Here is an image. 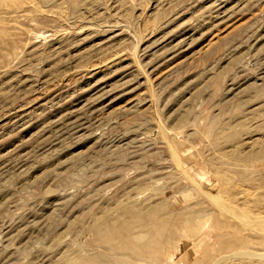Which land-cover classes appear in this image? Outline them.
<instances>
[{
  "label": "rangeland",
  "instance_id": "rangeland-1",
  "mask_svg": "<svg viewBox=\"0 0 264 264\" xmlns=\"http://www.w3.org/2000/svg\"><path fill=\"white\" fill-rule=\"evenodd\" d=\"M0 264H264V0H0Z\"/></svg>",
  "mask_w": 264,
  "mask_h": 264
},
{
  "label": "bare ground",
  "instance_id": "bare-ground-1",
  "mask_svg": "<svg viewBox=\"0 0 264 264\" xmlns=\"http://www.w3.org/2000/svg\"><path fill=\"white\" fill-rule=\"evenodd\" d=\"M228 210V209H227ZM225 211H223L222 213H224ZM226 212H228V211H226ZM227 215V214H226ZM231 215H232V213H231ZM223 216V215H222ZM231 217V216H230ZM228 218V217H227ZM226 218V219H227ZM225 219V220H226ZM239 220V219H238ZM244 221V220H243ZM243 221H240V223L241 222H243ZM183 223V222H182ZM181 224V223H180ZM179 226V225H178ZM201 226V225H200ZM219 227V226H218ZM236 227V226H235ZM221 228V227H220ZM160 229V228H159ZM188 227H187V225H185V224H183V225H180L179 227H177V228H175V230H173L174 231V233L172 232L171 233V239H170V244L172 245L173 244V246L175 245L176 246V244H174V243H172V240L174 241V239L176 238L175 236H180V237H186L185 235H187L188 234ZM138 235V234H137ZM179 238V237H178ZM186 239V238H185ZM131 240V239H130ZM194 240V239H193ZM132 241V240H131ZM134 241V240H133ZM178 241V240H177ZM186 241H188V240H186ZM127 243V242H126ZM135 243V242H134ZM133 243V244H134ZM196 244V243H195ZM125 245V244H124ZM123 245V247L121 246V248H122V251H127L126 249H127V247L129 246H127V245H125L124 246ZM138 245V244H137ZM182 245V244H181ZM186 245H187V243H186ZM134 246V245H133ZM167 246V245H166ZM172 246V247H173ZM120 247V246H119ZM185 248V247H184ZM129 249V248H128ZM206 249V248H205ZM155 251V250H154ZM174 251V250H173ZM161 255V254H160ZM259 255H262V254H259ZM146 258V257H145ZM191 258V257H190ZM219 258H221V256L219 257ZM259 258V257H258ZM162 259V258H161ZM218 259V258H217ZM216 260V259H215ZM215 260H210L209 259V261H215ZM161 261V260H160ZM219 261H220V259H219ZM229 261V260H228ZM227 261V262H228ZM221 263V262H220Z\"/></svg>",
  "mask_w": 264,
  "mask_h": 264
}]
</instances>
